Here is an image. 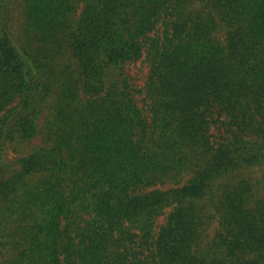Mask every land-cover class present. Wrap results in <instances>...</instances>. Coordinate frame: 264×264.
Listing matches in <instances>:
<instances>
[{
  "label": "trees",
  "instance_id": "obj_1",
  "mask_svg": "<svg viewBox=\"0 0 264 264\" xmlns=\"http://www.w3.org/2000/svg\"><path fill=\"white\" fill-rule=\"evenodd\" d=\"M0 264H264V0H0Z\"/></svg>",
  "mask_w": 264,
  "mask_h": 264
}]
</instances>
